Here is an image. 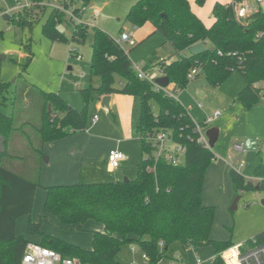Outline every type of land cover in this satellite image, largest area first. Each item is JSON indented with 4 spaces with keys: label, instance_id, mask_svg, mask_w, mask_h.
I'll list each match as a JSON object with an SVG mask.
<instances>
[{
    "label": "trees",
    "instance_id": "trees-1",
    "mask_svg": "<svg viewBox=\"0 0 264 264\" xmlns=\"http://www.w3.org/2000/svg\"><path fill=\"white\" fill-rule=\"evenodd\" d=\"M83 1L90 5V0ZM243 1L215 2L211 9L213 22L207 27L193 13L189 0H137L128 10L126 21L136 28L149 24L153 33L163 37L161 47L169 51L165 58L143 61L144 69L161 70L173 93L186 87L192 69H197L212 87L220 86L236 71L244 80L237 100L245 109L251 108L264 97V6L259 5L256 11L238 20L235 11ZM31 2L30 7L21 10V18L14 20L21 28H31L44 19L41 33L51 42L67 41L57 29L62 24L71 26L72 42L86 40L88 26L73 24L62 14L45 9L38 0ZM193 2L203 7L206 0ZM196 44H202L204 50L190 55L188 49ZM90 47L89 77L98 78L99 84L81 90L85 104L110 95L139 99L136 134L140 161L136 176L127 182L78 183L44 189V216L54 219L60 227L81 230L90 221L101 225V231H91L89 249L41 232V219L28 222L29 238L17 235L16 223L31 215L34 195L40 188L43 146L84 132L87 114L86 105L77 110L58 94L26 83L15 85L12 116L0 111V136L5 139V151L0 154V264H21L28 243L51 249L78 264H124L118 259L123 245H135L149 264L166 257L175 244L184 254L191 248L211 247L214 257L209 264H223L221 253L231 246L211 239L215 209L202 199L205 173L215 156L197 143L189 113L179 102L139 80L128 54L107 33L94 28ZM23 48L29 60V43ZM70 55L78 56L75 50ZM9 86L0 81V105L7 99ZM35 98L40 101L35 107L38 121L31 124L21 115ZM160 130L184 147L180 164L153 158L146 137ZM229 177L236 196L242 191L262 189L264 164L254 168L257 187L234 169L229 171ZM253 240L263 244L264 231ZM231 257L230 252L225 255L229 262Z\"/></svg>",
    "mask_w": 264,
    "mask_h": 264
},
{
    "label": "rangeland",
    "instance_id": "rangeland-1",
    "mask_svg": "<svg viewBox=\"0 0 264 264\" xmlns=\"http://www.w3.org/2000/svg\"><path fill=\"white\" fill-rule=\"evenodd\" d=\"M30 1L0 0V55L5 56V59L0 61V81L10 85L6 93L7 99L3 105H0V111L6 116H12L13 113L11 98L15 85L20 86L22 83L34 86L44 92L58 94L69 106L77 110L83 109L86 104L81 90L87 89L89 85L96 87L99 84L98 78L90 80L89 77L90 41L94 28L107 33L114 40L118 39L121 30L136 33L135 46L129 47L123 43L121 47L128 54L129 59L138 65L147 59L165 58L169 54L166 48L161 47L163 37L159 33H153L150 27V35H144V31L149 29L148 25L135 30L126 21L128 10L137 0H90L92 6L88 7L80 16L82 23L88 26V36L83 43L71 41L72 28L70 25L57 26V29L66 36V42H51L41 33V24L44 19L36 22L31 28H21L17 25L14 20L21 18V10L17 9L18 6L24 7ZM38 1L41 4H46L53 0ZM214 1L207 0L202 8H198L192 2V8L195 12L199 10L205 23H210L209 21L212 19L211 5ZM219 1L224 3L230 0ZM247 4L255 5V1L247 0ZM94 11L97 12L95 16L92 14ZM5 14L13 18L4 20ZM138 32L142 33V38L136 36ZM26 43H29L31 50L29 60L26 58L23 48ZM71 50H75L78 56H71ZM24 65H26L25 68ZM153 71L158 73L157 70ZM116 86H120L118 81ZM243 86L244 80L236 71L217 87L208 85L203 75L197 74L184 89L175 93L178 102L187 110L192 120L198 123L203 122L201 118L204 113L209 115L214 110H219L221 113L217 121L204 127L205 130L216 127L219 135L211 150L215 159L205 173L202 199L205 205L213 206L215 209L211 239L228 242L231 248L251 246L250 242L254 236L264 231V188L242 191L236 196L229 177V171L234 169L256 186L252 180L254 168L259 163H264V101L260 99L249 109L242 107L237 100V94ZM167 88L173 92L171 84ZM33 101L21 115L31 124L38 121L35 107L40 103L38 98ZM128 101L129 105H125L121 100L111 111L100 105L97 107V104H100L98 100L90 101L86 105V130L71 136L83 133L95 134L100 137L102 148L114 147L121 143L129 155L125 178L133 180L136 176V166L140 161V145L136 134L139 99L129 97ZM197 103L204 105L203 110L197 109ZM15 112L17 113V109ZM95 115L98 122L93 124L91 118ZM129 129L131 130L130 134L128 133ZM124 136H127V139ZM235 144H242L245 148V153L240 157L232 149ZM47 157L46 154L42 157L45 168L48 166ZM236 158L238 160L233 168L225 165V161ZM14 165H18V163ZM49 174L50 171L44 169L43 180H46ZM123 179L124 177L121 181ZM236 197L239 199L236 201V208L232 209ZM43 199L44 189L38 188L32 213L19 220L16 233L29 238L28 222H37L41 219V232L75 245L89 247L92 239L90 231L98 229V227L102 229L101 225L91 222L90 224H95V227L85 225L81 230L64 229L54 219L44 216ZM211 249L209 247L206 251L210 250L209 252H211ZM229 249L222 252V256L226 255ZM188 257L190 261H195L197 258L202 261L207 260L197 250L191 251ZM118 259L124 264H149L135 245H123L119 251ZM180 261L182 264H188L182 248L179 244H175L172 250L167 252L166 257L156 264H180ZM222 262L224 264L223 259Z\"/></svg>",
    "mask_w": 264,
    "mask_h": 264
},
{
    "label": "built area",
    "instance_id": "built-area-1",
    "mask_svg": "<svg viewBox=\"0 0 264 264\" xmlns=\"http://www.w3.org/2000/svg\"><path fill=\"white\" fill-rule=\"evenodd\" d=\"M255 5L247 4V0H244L239 4L235 11V17L238 20L244 19L247 15L257 10V7L264 6V0H254ZM32 2L30 1L28 5L21 7L18 6L17 9L23 10L30 7ZM45 9L55 11L59 14H62L67 20L71 21L73 24L87 26L82 23L80 16L88 9L83 0H53L46 4H41ZM93 16L97 15V12L94 11ZM134 29L136 27H133ZM114 40V39H113ZM114 42L121 47L124 43L129 47L135 46V39L132 36L131 32H126L122 30L119 34L117 40ZM122 48V47H121ZM123 49V48H122ZM124 50V49H123ZM131 68L136 74V77L139 80L146 81L149 83L156 91L163 92L164 96L167 98L178 102L177 96L175 93L170 92L167 87H161L156 83L158 78L163 77L161 70L158 68H151L148 70L144 69V64L140 65L133 63L131 61ZM153 70H157L158 73H155ZM199 71L197 69H192L188 75L187 79L192 80ZM264 101V97L262 98ZM198 109H201L202 103L196 104ZM187 111V110H186ZM221 116L219 110H214L211 114L206 115L203 119V122L198 123L195 120H192L193 130L197 134V143L200 144L206 150H212L208 144V139L206 138L204 132V127L217 121ZM192 119V118H191ZM92 123H96L97 116H94L91 119ZM146 141L149 143L152 149V156L157 160H163L171 165L180 164L183 161L185 149L182 145L177 144L173 141L172 137L168 132L165 131H155L152 135L146 137ZM233 151L240 157L245 153V148L242 144H235L233 146ZM126 159L125 155L118 150H111L108 153L107 161L112 170L119 167L120 163ZM238 158L228 162V166L233 168ZM252 245L246 248H230L229 252L233 254V261L229 262L225 255L221 253V258L224 261V264H264V243L256 244L252 239ZM133 250V248H132ZM144 258V256H143ZM197 264H201L202 261L198 259ZM21 264H78L76 260L62 257L57 252L42 247L36 243H28L25 247V251L21 260Z\"/></svg>",
    "mask_w": 264,
    "mask_h": 264
},
{
    "label": "crops",
    "instance_id": "crops-1",
    "mask_svg": "<svg viewBox=\"0 0 264 264\" xmlns=\"http://www.w3.org/2000/svg\"><path fill=\"white\" fill-rule=\"evenodd\" d=\"M231 1L232 0L226 1L224 3H228ZM192 2H193V0H189V5H190V8L193 11V13L204 23L205 26H207V27L210 26L211 23L213 22V18L210 19V21H209L210 23H205L202 20L201 15L199 14V10H196V12H197L196 13L195 10L192 8ZM215 2L223 3V1L215 0L211 5V9H212V6ZM89 6H92V4H90ZM198 8H202V7H198ZM145 25H148L149 29H146L143 34L148 36L151 33L150 29L152 27L149 24H145ZM135 30H138V28H135ZM152 30H153V28H152ZM131 33H132L133 38L135 39L136 33H134V32H131ZM141 34L138 32V34L136 36H139V38H142ZM135 43H136V41H135ZM109 97H110V100L108 103L109 107L106 108L109 111H111V109H114L121 100L124 101L125 105H129V103H130L128 101L129 96L110 95ZM119 99H121V100H119ZM98 103H100V104H97V107H99V105L101 106V99L98 100ZM202 106L203 107L201 109H198V108L197 109L199 111L203 110L204 105L202 104ZM205 116H206V113L203 114L201 120L204 119ZM97 122H98V119H97L96 123ZM128 133L129 134L131 133L130 129L128 130ZM124 138L127 139V136H124ZM137 139H138V137H137ZM100 141H101L100 137H98L95 134L83 133V134L71 136V137L63 139V140H58V141H54L52 143L45 144L43 146V153H44V155L46 154L48 156L46 159L48 166H47V168H45L44 163L43 162L41 163L40 179H39L40 188L45 189V188L50 187V186L75 185L78 183L89 184V183H99V182H105V181L113 182V181H121V179L123 177L125 178V176H126L125 168H126V165L128 163V156L129 155L127 154L125 149L122 147V144L119 143L114 147L102 148V144L100 143ZM111 150H118V151L122 152L126 157V159L120 163L119 167L114 169V170H112L110 168L108 161H107L108 153ZM228 162H229V160L225 161L226 166H228ZM260 164H264V163H259L258 165H260ZM258 165H256V166H258ZM44 169H47L48 171H50V174L47 176L46 180H43ZM252 180L256 184L257 178L253 177ZM256 187H257V185H256ZM37 190H36L35 195H34V201H35V196H36ZM44 197H45V192H44ZM43 202H44V199H43ZM22 218H24V217H22ZM19 220L17 221V223L19 222ZM91 222L92 221L87 222L85 225H90V226L93 225V224H90ZM17 223H16V228H17ZM94 225H93V227H95ZM96 228H97V226H96ZM101 230L102 229H99V227H98V229H94L91 231H101ZM91 231H90V233H91ZM17 235H19V234H17ZM91 236H92V234H91ZM210 237H211V234H210ZM33 241L38 242L39 240H38V238H33ZM91 243H92V239H91ZM78 246H80L83 249H89L91 247V244L89 247H82L81 245H78ZM208 248L209 247L191 248V249L187 250L186 253L184 254L185 260L188 262V264H197L196 261L200 258H197L195 261L194 260L190 261L189 257H188V254L191 251L197 250L198 252H200L202 254V256L206 257V259H207L205 261L204 260L202 261L200 259L202 261L201 264H209L211 262L212 258L214 257V252L212 249H211V252H209L210 250L206 251V249H208ZM180 264H182V261H180Z\"/></svg>",
    "mask_w": 264,
    "mask_h": 264
},
{
    "label": "water",
    "instance_id": "water-1",
    "mask_svg": "<svg viewBox=\"0 0 264 264\" xmlns=\"http://www.w3.org/2000/svg\"><path fill=\"white\" fill-rule=\"evenodd\" d=\"M10 18L9 15L5 14L3 16L4 20H8ZM204 50V47L202 44H196L192 47H190L188 49V53L190 55H197L198 53H200L201 51ZM0 59L4 60L5 56L4 55H0ZM156 83L161 86V87H167L169 85V79L166 76H163L161 78H158L156 80ZM110 97L109 96H104L101 98V106L104 108H108V103H109ZM206 138L208 139V144L210 146V148L212 149V147L214 146V144L216 143L217 139H218V135H219V131L217 128H208L205 130L204 132ZM4 142L5 139L4 137L0 136V154L4 153L5 151V147H4ZM128 180L126 178L123 179V182H127ZM239 199V197H236L234 202H233V206L232 209L236 208V201Z\"/></svg>",
    "mask_w": 264,
    "mask_h": 264
},
{
    "label": "bare ground",
    "instance_id": "bare-ground-1",
    "mask_svg": "<svg viewBox=\"0 0 264 264\" xmlns=\"http://www.w3.org/2000/svg\"><path fill=\"white\" fill-rule=\"evenodd\" d=\"M231 261H233V254H232V257H231Z\"/></svg>",
    "mask_w": 264,
    "mask_h": 264
}]
</instances>
